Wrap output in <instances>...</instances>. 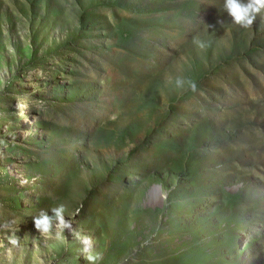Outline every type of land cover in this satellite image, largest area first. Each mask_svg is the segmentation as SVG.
<instances>
[{"label":"rangeland","instance_id":"374dc122","mask_svg":"<svg viewBox=\"0 0 264 264\" xmlns=\"http://www.w3.org/2000/svg\"><path fill=\"white\" fill-rule=\"evenodd\" d=\"M223 4L0 0V264H264V11Z\"/></svg>","mask_w":264,"mask_h":264},{"label":"clouds","instance_id":"9594fccd","mask_svg":"<svg viewBox=\"0 0 264 264\" xmlns=\"http://www.w3.org/2000/svg\"><path fill=\"white\" fill-rule=\"evenodd\" d=\"M223 10L231 17L232 23L241 28L249 29L252 27L257 15L264 11V0H224ZM193 44L201 50L208 47V44L198 37L193 38ZM174 83L177 88L185 89L192 93L197 91V84L194 80L177 77ZM28 182L27 178H22L19 181L21 186L26 185ZM65 211L66 208L63 204L52 208L50 210L51 215H49L48 211L41 210L37 216L32 218L35 229L41 235H51L54 231L59 235L65 228L71 229L69 220L65 219ZM17 231V220L15 218H7L3 213H0V232L5 233L4 239L0 240V248L6 247L8 252H11L12 248L18 247L19 238L15 234ZM5 240L7 241V246L4 243ZM82 255L87 264H98L101 259L100 253L84 251L83 248ZM9 264H11V259H9ZM41 264H43V261H41Z\"/></svg>","mask_w":264,"mask_h":264}]
</instances>
